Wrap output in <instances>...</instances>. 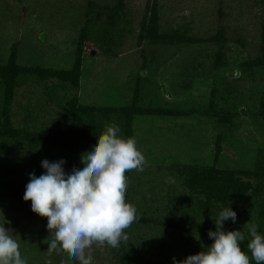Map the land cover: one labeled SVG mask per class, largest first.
Here are the masks:
<instances>
[{
  "label": "rangeland",
  "instance_id": "rangeland-1",
  "mask_svg": "<svg viewBox=\"0 0 264 264\" xmlns=\"http://www.w3.org/2000/svg\"><path fill=\"white\" fill-rule=\"evenodd\" d=\"M120 2L122 14H113L110 24L109 10ZM90 6L101 12L97 39L108 42H85L79 86L32 76L14 90L11 120L25 134L18 142L0 137V226L19 242L27 264H80L60 249L49 254L47 218L32 212L23 196L30 174L45 173L44 160L66 161V174L82 169V154L114 123L119 136L135 139L146 164L126 173L125 201L137 209L125 230L128 241L117 248L93 244L92 264H124L122 252L174 264L173 258L206 251L213 243L208 232L216 231L225 207L237 219L223 228L245 234L240 246L252 261L246 225L258 224L264 199V65L257 63L263 59L264 0H0V65L17 43L21 65L70 70ZM153 7L159 31H179L184 41L150 39L144 23ZM5 93L0 77V119ZM73 96L95 108L92 124L82 119L76 125L67 115ZM217 112L229 119H216ZM72 127L77 136L67 148L49 150L38 142ZM181 164L216 165L251 188L245 199L211 201L208 208Z\"/></svg>",
  "mask_w": 264,
  "mask_h": 264
},
{
  "label": "clouds",
  "instance_id": "clouds-1",
  "mask_svg": "<svg viewBox=\"0 0 264 264\" xmlns=\"http://www.w3.org/2000/svg\"><path fill=\"white\" fill-rule=\"evenodd\" d=\"M119 132L118 125H106L92 149L82 154V169L74 167L71 174H66V161L44 160L41 164L45 173L39 177L30 174L23 199L31 201L32 212L47 218V229L53 237L48 243L49 254L60 249L80 264H92L93 244L117 248L122 240L128 241L125 230L137 220V209L125 201L126 173L143 171L146 160L135 139L122 138ZM229 219L235 223L237 214L225 207L214 221L216 231L208 232L213 243L207 250L182 261L173 258L174 264H250L249 255L240 246L245 234L223 228ZM246 227L251 260L264 264V236L258 234L256 224ZM19 248L9 229L0 226V264H27Z\"/></svg>",
  "mask_w": 264,
  "mask_h": 264
},
{
  "label": "trees",
  "instance_id": "trees-1",
  "mask_svg": "<svg viewBox=\"0 0 264 264\" xmlns=\"http://www.w3.org/2000/svg\"><path fill=\"white\" fill-rule=\"evenodd\" d=\"M100 10L103 11V9ZM122 10L123 4L121 2L118 3L114 8L109 10V13H112L109 15L110 24L114 23V15H119L120 13L122 14ZM86 15L87 22L80 30L79 42L76 50V60L70 70L54 71L40 66L32 67L21 65L18 62L17 43H14L12 45L8 61L6 62V64L0 65V77L2 78V82L4 83L6 88L2 117L0 119V123L2 124L0 127L1 138H11L18 142V139L23 134H25L24 129L15 127L13 125L10 109L14 97V90L17 87L25 84L29 78L34 76L39 80H45L48 77L56 76L64 84V86H69L72 88L79 86L82 76V61L85 42L87 40H95L100 43H102L104 40V43L108 42L106 38L102 42L101 40L97 39V36H99L101 29L95 20H101V12H94L93 6H90ZM144 26L147 27V34L149 37H151L150 39L152 40L164 41L168 38L184 41V38L179 33V31H175L170 35L159 31L155 7L151 9V15L148 17L147 23H144ZM221 37L222 34L219 33V36L214 37V39L220 40ZM188 41H194V39H188ZM262 43L263 59H258L257 63L264 65V29L262 32ZM220 55L221 53L218 54L217 58H220ZM94 110V107H90L80 103L78 97L73 96L68 102L67 115L71 118L73 123H76V125H79L78 122H83L82 119L88 120L92 124V116ZM210 111L214 112L215 109L211 107ZM163 112L169 114L180 113V111L175 109H166ZM261 113L264 114V98H262ZM216 114H219L218 117L216 116V119L218 120L229 119L227 113L217 112ZM73 128L74 127L66 132L61 131V129L52 130L51 132H48L44 136H42L41 141L38 142H40L41 145L48 148L49 150H61L67 148L71 146L73 138L77 136V132H75ZM91 136H93V132L91 133ZM127 138H132L129 133H127L125 139ZM37 139L38 138H35V140ZM183 166L186 172H188L189 174V184L191 183L192 185H194L191 186L193 188V192H196L197 194L199 193L200 195H203L205 197L206 201L208 202L206 207L208 208L211 207V201H213L214 203H222L233 199H245L247 191H249V189L251 188V183L242 182L239 178L230 177L228 173H226L227 175H225L223 170L216 168V165L194 166L190 164H184ZM196 209H199V207ZM257 226L258 234L264 236V199ZM121 254L123 259L122 263L124 264H168L167 261H146V259H144L140 255L131 256L126 254V252H122ZM250 264H255V261H250Z\"/></svg>",
  "mask_w": 264,
  "mask_h": 264
},
{
  "label": "water",
  "instance_id": "water-1",
  "mask_svg": "<svg viewBox=\"0 0 264 264\" xmlns=\"http://www.w3.org/2000/svg\"><path fill=\"white\" fill-rule=\"evenodd\" d=\"M43 37V36H42Z\"/></svg>",
  "mask_w": 264,
  "mask_h": 264
}]
</instances>
